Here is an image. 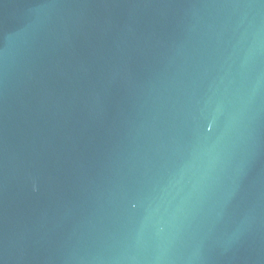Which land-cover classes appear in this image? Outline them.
<instances>
[{"label": "water", "instance_id": "obj_1", "mask_svg": "<svg viewBox=\"0 0 264 264\" xmlns=\"http://www.w3.org/2000/svg\"><path fill=\"white\" fill-rule=\"evenodd\" d=\"M0 264H264V0H0Z\"/></svg>", "mask_w": 264, "mask_h": 264}]
</instances>
